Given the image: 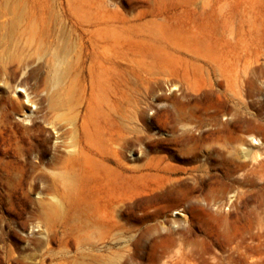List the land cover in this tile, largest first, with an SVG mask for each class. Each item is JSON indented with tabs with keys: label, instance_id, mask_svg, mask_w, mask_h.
<instances>
[{
	"label": "rangeland",
	"instance_id": "obj_1",
	"mask_svg": "<svg viewBox=\"0 0 264 264\" xmlns=\"http://www.w3.org/2000/svg\"><path fill=\"white\" fill-rule=\"evenodd\" d=\"M194 53L264 56V0H0V264H264V226L248 228L250 221L264 224V178L244 189L250 192L238 220L227 215L235 197L216 217L198 206L208 191L192 192L187 182L159 188L155 178L121 173L113 158L108 171L96 161L85 190L83 169L59 161L80 116L77 96L67 90L80 64L86 78L90 68L112 73L108 85L117 105L108 123L99 120L104 144L124 135L129 142L121 151L130 168L145 169L150 160L169 156L174 177L199 175L192 170L206 154L192 162L156 140L169 136L161 129L172 128L170 103L195 95L181 79H200L202 66L208 68ZM63 71L68 78L59 84ZM257 83L264 87V76ZM211 95L200 92V109ZM222 105L248 118L257 113L255 106ZM244 126L264 134V114ZM173 130L182 133L180 125ZM256 144L262 160L264 144ZM217 146L226 156H242L233 143ZM17 150L32 164L47 153L44 167L31 172ZM52 171L75 175L74 184L64 185ZM79 187L84 190L77 200L71 194ZM54 194L61 208L51 202Z\"/></svg>",
	"mask_w": 264,
	"mask_h": 264
},
{
	"label": "bare ground",
	"instance_id": "obj_2",
	"mask_svg": "<svg viewBox=\"0 0 264 264\" xmlns=\"http://www.w3.org/2000/svg\"><path fill=\"white\" fill-rule=\"evenodd\" d=\"M83 31L92 35V31L84 29ZM194 55L197 62L206 63L208 68L204 69L202 66L201 80L195 75L181 79L185 83L186 89L195 95L193 99L191 98L187 102L179 99L170 103L172 128L161 129L162 134H169V136L156 138L158 145L177 147L186 156V159L192 162L198 161L201 154L207 155V159L204 162L201 161L192 170L199 175H191L188 179L174 177L177 173L168 162L169 156L150 160L145 169L130 168L124 161L121 151L124 144L129 142V139H126L124 135L107 139L104 144V128L99 120L102 119L105 121L104 123H108L109 117L117 105V96L112 95L108 85L112 73L105 68L98 71L90 68L86 78V71L79 64V68L68 82L67 90L70 98L77 96L78 106L81 110L80 116L78 115V118L75 119L77 122L74 120L76 123H71L74 134L73 142L65 148V155L60 157L59 161L65 163L69 169H83L85 190L92 185L96 176V161H99L103 168L108 171V163L114 158L123 167L121 173H130V177L133 179L155 178L159 188L184 181L190 185L192 192L207 190L208 196L203 200L205 205L198 206L205 211L213 212L216 217L225 215L223 208L228 204L227 200L230 202L231 198L235 197L236 200L232 203L234 210L227 215L237 216L238 220L241 219L239 207L250 192L249 189H244L254 186L256 179L264 178V158L259 160L261 154H259V149L255 147L256 143L264 144V134L257 127L244 126L247 121L259 122L260 117L264 114V99L261 100L260 98L264 97V87L257 83L259 76H264V64L252 66L253 63L257 64L261 59H264V56L258 55L251 58L240 55L219 56L200 53H194ZM79 57L80 60L83 58V43L80 44ZM230 61L243 62V65L226 66L225 63ZM67 78L68 76L64 71L57 75L59 84L65 83ZM217 85L224 87V91H218ZM203 91L212 94L211 96L215 100L211 99L205 108L200 109L197 104L200 100V92ZM253 97L259 98L254 100ZM166 99L167 97H163L159 102H164ZM249 99L252 100L249 101ZM230 101L245 106L249 111L251 106H255L257 113L248 118L240 115L238 111H228L222 104ZM178 125L182 128L181 134H176L173 130ZM135 140L143 142L142 138H135ZM211 141L213 142L212 145L206 146V143ZM222 141L237 145L242 156L240 158L236 157L235 154L226 156L221 147L217 146V143ZM46 154L44 152L39 156L38 162L32 164L29 162L28 153L23 150L15 152V156L20 159L22 165L28 167L31 172H36L44 167ZM173 156L175 155L173 154ZM241 159L244 161L239 162ZM251 159L255 161L254 164L250 165L245 162ZM145 170L149 172L145 173ZM212 171L215 173L212 174ZM52 174L66 186L74 184L75 175L73 174L66 171H52ZM0 176H2L1 168ZM157 179L159 180L157 181ZM83 190L84 188L79 187L74 192L72 191L73 194L71 195H74L73 197L78 200L82 198ZM22 193L27 194L25 191ZM49 197L53 205L62 207V201L57 194ZM255 226H264V224H255L253 221L248 223L249 229H253Z\"/></svg>",
	"mask_w": 264,
	"mask_h": 264
}]
</instances>
